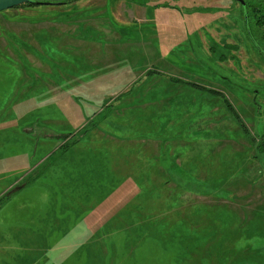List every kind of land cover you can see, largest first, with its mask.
<instances>
[{
    "label": "rangeland",
    "instance_id": "rangeland-1",
    "mask_svg": "<svg viewBox=\"0 0 264 264\" xmlns=\"http://www.w3.org/2000/svg\"><path fill=\"white\" fill-rule=\"evenodd\" d=\"M243 1L0 12V264H264V0Z\"/></svg>",
    "mask_w": 264,
    "mask_h": 264
},
{
    "label": "water",
    "instance_id": "water-1",
    "mask_svg": "<svg viewBox=\"0 0 264 264\" xmlns=\"http://www.w3.org/2000/svg\"><path fill=\"white\" fill-rule=\"evenodd\" d=\"M238 1L244 4L243 0H238ZM25 3L34 4L37 6L38 5H53V4L58 5L59 4V3H54V2H46L42 0H0V12L8 10V9L16 8ZM247 33H248L250 40L253 41V39H251L252 38L251 32L248 30Z\"/></svg>",
    "mask_w": 264,
    "mask_h": 264
},
{
    "label": "trees",
    "instance_id": "trees-1",
    "mask_svg": "<svg viewBox=\"0 0 264 264\" xmlns=\"http://www.w3.org/2000/svg\"><path fill=\"white\" fill-rule=\"evenodd\" d=\"M42 1L59 3L58 5H62V4H67V3L74 2L76 0H42ZM53 5H56V4H53ZM22 6L30 7V6H37V5L30 4V3H25V4H22V5L18 6V7H22ZM18 7H16V8H18ZM254 11H255V9H254ZM256 12H259V10L256 9ZM254 22H255L256 25L264 26V16H257V19ZM30 181H31L30 179H26L22 184L18 185L17 189L26 187Z\"/></svg>",
    "mask_w": 264,
    "mask_h": 264
},
{
    "label": "crops",
    "instance_id": "crops-1",
    "mask_svg": "<svg viewBox=\"0 0 264 264\" xmlns=\"http://www.w3.org/2000/svg\"><path fill=\"white\" fill-rule=\"evenodd\" d=\"M214 92V91H213Z\"/></svg>",
    "mask_w": 264,
    "mask_h": 264
}]
</instances>
